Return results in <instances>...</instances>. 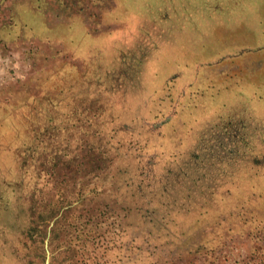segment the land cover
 <instances>
[{
	"label": "rangeland",
	"instance_id": "374dc122",
	"mask_svg": "<svg viewBox=\"0 0 264 264\" xmlns=\"http://www.w3.org/2000/svg\"><path fill=\"white\" fill-rule=\"evenodd\" d=\"M0 264H264V0H0Z\"/></svg>",
	"mask_w": 264,
	"mask_h": 264
}]
</instances>
